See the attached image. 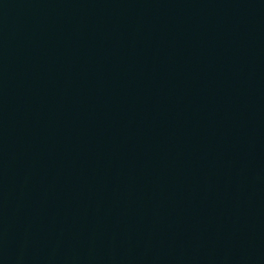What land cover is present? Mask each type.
<instances>
[{"label": "water", "instance_id": "obj_1", "mask_svg": "<svg viewBox=\"0 0 264 264\" xmlns=\"http://www.w3.org/2000/svg\"><path fill=\"white\" fill-rule=\"evenodd\" d=\"M0 264H264V0H0Z\"/></svg>", "mask_w": 264, "mask_h": 264}]
</instances>
